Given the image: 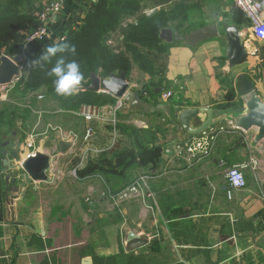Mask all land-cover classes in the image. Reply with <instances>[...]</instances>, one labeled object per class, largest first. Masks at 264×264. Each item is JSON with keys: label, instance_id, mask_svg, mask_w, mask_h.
Listing matches in <instances>:
<instances>
[{"label": "crops", "instance_id": "1", "mask_svg": "<svg viewBox=\"0 0 264 264\" xmlns=\"http://www.w3.org/2000/svg\"><path fill=\"white\" fill-rule=\"evenodd\" d=\"M97 1L62 0L51 31L65 36ZM132 1L144 13L162 10L174 36L207 24L221 31L194 45L176 36L162 40L165 69L156 94L126 77L130 89L151 105L159 106L169 92L161 102L170 106V115L159 108L148 114L131 110L118 98L114 104L91 105L98 116L88 121L80 115V122L66 129L72 135L47 133L49 149H40L20 123L2 128L11 134L0 136V264H264V40L253 35L232 0ZM259 1L264 16V0ZM136 18L126 17L112 33L115 51L122 49V29ZM230 24L238 27L247 52L245 62L233 66L222 32ZM23 32L1 54L21 55L24 68L50 45L25 46ZM143 75L148 82L150 75ZM243 77L252 86L245 95L239 92ZM118 100L123 104L113 113ZM186 108L198 109L189 120L191 130L208 126L185 130L178 116ZM87 127L94 136L85 141ZM205 134L214 136L209 154L198 149L191 154L187 144ZM60 140L70 142L63 152ZM32 151L51 156L50 179L23 184L21 169L10 166ZM234 164H246L242 188L231 189L226 182L225 172ZM133 181L140 182V194L110 197Z\"/></svg>", "mask_w": 264, "mask_h": 264}, {"label": "trees", "instance_id": "2", "mask_svg": "<svg viewBox=\"0 0 264 264\" xmlns=\"http://www.w3.org/2000/svg\"><path fill=\"white\" fill-rule=\"evenodd\" d=\"M132 2V0H98L95 4V10L88 13L78 27L70 29L64 36L76 46L74 55H65L67 60L79 62L84 75L83 85L89 82L91 72L101 78L121 71L127 76L128 70L134 64L152 76V72L149 73L148 68L149 60L140 55L138 47L147 50L152 46L161 44L162 39L159 38L158 31L165 27L168 21L162 10L149 16L139 15L135 23H128L121 32L122 49L115 51L107 42L112 33L121 27L123 20L133 14L130 7L134 4ZM41 9L42 4L37 3V0H0V55L3 47L21 40L20 33L28 29L35 18V14ZM159 47L164 51L163 46ZM58 58L59 55L54 57L50 64L47 63L50 68H46L47 71L42 70V68H35L29 69L28 75L23 74L12 89L13 100L16 101L20 97L30 96V94L34 97L33 94L44 89L43 96L55 101L66 110H76L81 104L101 106L115 103L116 98L111 94L91 90H80L77 95L71 97L57 94L53 83L56 78L49 76L48 73L55 65L53 61ZM161 81L162 79L157 81L149 79L148 84L150 86L144 85L143 89L151 95L156 94L154 89L160 87ZM10 106L13 110L6 107L0 109V126L10 125L16 116L24 117L27 114L26 112L16 115L14 111L18 109L17 104H10ZM25 111L29 110L25 108ZM10 134L11 132L0 131L2 137L3 135L8 137Z\"/></svg>", "mask_w": 264, "mask_h": 264}, {"label": "water", "instance_id": "3", "mask_svg": "<svg viewBox=\"0 0 264 264\" xmlns=\"http://www.w3.org/2000/svg\"><path fill=\"white\" fill-rule=\"evenodd\" d=\"M220 30V29H219ZM217 24H207L198 28L191 30L190 32L183 35H175L180 41H185L187 44L194 45L200 40H204L210 37H215L219 33ZM221 31V30H220ZM222 32L226 38V57L229 66L237 65L245 62L247 57L246 49L243 47V40L238 27L234 24H230L222 27ZM170 28H162L159 31V38L165 40L166 42H171L173 37ZM23 57L21 55L9 58L5 55L0 56V86L10 84L16 77L20 75L19 65L22 63ZM251 84L246 80L245 77L239 82V92L242 95L248 94L251 90ZM81 90H91L95 92L109 93L115 98L123 99L129 106V109L138 110L142 113H151L157 108L165 110L167 115H170V106L163 104L161 99H159V106H154L146 102L145 99L141 97V94L132 90L126 80L123 71L115 74L111 73L105 78L98 77L95 73L91 72L89 74V83L83 85ZM158 91H161L159 89ZM198 112L197 108H186L182 110L178 116V121L184 127L185 130L200 132L208 126L204 124L197 130H191L189 127V120L195 116ZM264 114V112H263ZM211 121V117L208 119ZM230 122V121H229ZM232 126L240 127L241 125L230 122ZM243 127V126H241ZM264 134V133H263ZM264 136V135H262ZM70 142L60 140L59 147L61 152L64 151L65 147L69 145ZM16 154V149L14 155ZM52 158L49 154L43 153L41 151H35L33 154H29L23 160L18 163V166L12 165V168H20L22 171L21 178L23 179V184L32 181H48L50 176L48 171L51 168ZM264 191V184H263Z\"/></svg>", "mask_w": 264, "mask_h": 264}, {"label": "rangeland", "instance_id": "4", "mask_svg": "<svg viewBox=\"0 0 264 264\" xmlns=\"http://www.w3.org/2000/svg\"><path fill=\"white\" fill-rule=\"evenodd\" d=\"M52 1H54V0H52ZM52 1H50V2H52ZM50 2H47V3H50ZM42 6H43V4H42ZM132 6H130V7L133 10L132 16H134V17H137V16L142 15V14L143 15L145 14V16L155 14V13H149V12L144 13L147 11L142 12V10H140L139 7L138 8L135 7L134 4H132ZM36 16H37V14H35V18L32 21V23H30L28 29L24 32L22 31L23 35L31 27H33V26L35 27L37 25ZM51 28H52V26H51ZM162 28H166V27H162ZM162 28H160V30ZM50 31H51V29H50ZM61 38H64L63 35H61V33H54L53 31H51L49 37L46 38V40L36 42V44L34 46H36L35 47L36 49H41V48L43 49L44 45H47V44L52 45L55 42L61 40ZM109 39L107 40L108 43H109ZM115 39H118V38H115ZM117 41L114 43L113 47L118 46ZM109 45H112V44H109ZM159 46H162V45L160 44ZM159 46L158 45L152 46L151 48H148L147 50H146V48H139L138 47L140 55L149 60L148 61V68L150 70L149 73L152 72L151 73L152 76H150V80H153V81H157L158 79L159 80L162 79V75L164 73L163 70L165 69V52ZM39 56H41L40 52L37 53L36 58H38ZM53 62L56 63V61H53ZM48 64H50V63H48ZM48 64L46 63L44 65V67L42 68V70L47 71L46 68L50 69L48 67ZM27 65H28V63L26 64V62H25L24 68H22L21 73L19 75V78L24 73L26 76L27 73L29 72V71H26V67H28ZM134 67H136L135 64L128 70L127 76H125V77L129 78L131 81H136L139 84L142 81V83H145V85L150 86V84H148V82H144L143 73H145V72L137 67V71H136L137 73L134 74L132 72V69ZM19 78H18V80H19ZM130 80H128V81L131 82ZM87 84H85V85H87ZM141 86H139V89L141 88ZM142 88H143V86H142ZM41 92H44V89L41 90ZM12 94H13L12 89L10 91H7V92L4 91V93H1V95H0V109L6 107L10 110H13V108L10 106V104H17L18 109L14 111L16 113V115L25 114L27 112V111H25V108L28 109L30 111L29 114L28 113L25 114L24 117L16 116L15 119L12 121V123H14V122L20 123L24 130L28 131V133H30V134L31 133L34 134L35 135L34 140L39 142V146L42 147L40 149H49V148H47L49 146V144H47V133L53 135L54 130H57V131L60 130V131H62V133H64L63 135H66V134L72 135L70 132H66V129L70 128L71 126H75L77 123L80 122L79 121L80 114L78 113V111H79L78 108L76 110H65V112L61 113V112H57L55 110L56 109L55 107L54 108L52 107L53 105L56 107L59 106L58 103H56L55 101H53L52 103L47 102V101H49V98L46 96H42V94H41L42 97L38 98V100H36V97H35L36 94H34V97H32L31 96L32 94H30V96L27 95V96L21 97L20 99H18L16 101H14L12 96H10ZM14 95H16V94H14ZM12 123L10 125L5 124V125L0 126V131L3 132L2 128H6V130L10 129V128H17V126H15V123L14 124H12ZM109 125H110V122H109ZM59 128H61V129H59ZM112 199L114 201H117L115 199V197Z\"/></svg>", "mask_w": 264, "mask_h": 264}, {"label": "built area", "instance_id": "5", "mask_svg": "<svg viewBox=\"0 0 264 264\" xmlns=\"http://www.w3.org/2000/svg\"><path fill=\"white\" fill-rule=\"evenodd\" d=\"M234 6L241 11L247 20L250 23V27L252 30L253 35L259 39L264 40V16H263V4L259 0H232ZM62 0H54L50 3H44L42 9L37 13L36 16V23L37 25L31 27L23 36V45H28L29 43L33 42H40L46 40V38L50 35V29L53 24V19L56 15L62 12ZM64 37V36H63ZM23 68V65H19L20 73ZM19 76L16 77L10 84L0 86L1 91H6L18 80ZM170 93H163L162 98L167 99ZM122 100H118L117 105L113 109V113L122 105ZM78 113L85 119L91 120L98 116L99 111L96 106L86 105L83 104L79 108ZM112 125L115 124L114 116L110 118ZM94 136V131L91 127H87L84 135L83 140L88 141ZM214 136H207L206 134L203 135L198 141L187 144V150L193 154L194 150L198 149L200 152L206 156L209 154L211 145L213 142ZM31 144L29 143L28 146ZM32 151L30 154H33ZM246 167V164H234L227 168L225 172L226 182L229 188H242L245 186V178L242 169ZM143 190L140 182L133 181L130 185L126 186L125 188L121 189L117 192L114 197L116 200H123L128 198L133 194H140ZM147 197H151V192H146ZM112 198L113 195L111 196Z\"/></svg>", "mask_w": 264, "mask_h": 264}, {"label": "clouds", "instance_id": "6", "mask_svg": "<svg viewBox=\"0 0 264 264\" xmlns=\"http://www.w3.org/2000/svg\"><path fill=\"white\" fill-rule=\"evenodd\" d=\"M75 53L76 46L66 38H61V40L47 46L41 56L29 60L27 66L29 69L43 68L45 63H50L54 57L59 55L48 75L56 78L53 83L57 94L71 97L80 92L84 83V75L79 62L66 59L65 54L74 55Z\"/></svg>", "mask_w": 264, "mask_h": 264}]
</instances>
